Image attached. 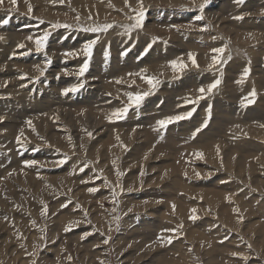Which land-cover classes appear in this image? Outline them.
<instances>
[{"label":"rangeland","instance_id":"rangeland-1","mask_svg":"<svg viewBox=\"0 0 264 264\" xmlns=\"http://www.w3.org/2000/svg\"><path fill=\"white\" fill-rule=\"evenodd\" d=\"M107 1L0 4V264H264V0Z\"/></svg>","mask_w":264,"mask_h":264},{"label":"snow or ice","instance_id":"snow-or-ice-1","mask_svg":"<svg viewBox=\"0 0 264 264\" xmlns=\"http://www.w3.org/2000/svg\"><path fill=\"white\" fill-rule=\"evenodd\" d=\"M4 0H0V4H3ZM238 2H242V0H238ZM10 3L11 4H16V0H10ZM125 3H127V0H125ZM140 3H141V10L137 13V17H136V23L133 25L134 28H140L143 26V19H144V11H143V4H142V0H140ZM201 7V11L203 10V5L200 6ZM29 11H31V8H29ZM196 19H202V16H197ZM4 23H7L8 21L7 20H4L3 21ZM112 27V25H104L102 28H90V29H84L85 31H92V32H100V31H106L108 28ZM47 36H48V33L46 32L44 34V37L43 39H38L36 40V46H37V50H40V49H43L44 46H45V42L47 40ZM28 39H32V37H29ZM96 43L95 40L93 41H90L88 42L85 47H84V53L86 56L88 57H91V54H92V48H93V45ZM20 47H23V45H20ZM215 52L217 53H222L224 51V49H214ZM69 55H71V53H69ZM190 55V58H192V63L195 65L196 64V61H195V58L192 54H189ZM214 61H215V57L213 58ZM171 65L173 67V69H183L185 67L184 64L180 63L178 64L177 61H172L171 62ZM88 69V63L86 62L83 67L80 69V75H83L85 71H87ZM248 75V72L246 71L245 72V76ZM146 81L147 83H149L150 85H152L153 87H155V83H158V81H155V77H152V78H146ZM155 81V83H154ZM220 80H216L214 83H212L211 85H209L207 91L210 93L214 88L217 87V85L220 84ZM243 82V81H241ZM82 87V85L80 86ZM65 94H67L69 91H72V92H75L77 91V88H72V89H65ZM205 91L204 88H201L200 89V92L203 93ZM144 95H147V93H145ZM251 97L254 98L256 96V92L255 90H253L251 92ZM129 99L130 101H132V103L134 104H139L141 102V100L143 99V96L141 95H132V94H129ZM254 102V99H248V103H253ZM131 105H129L130 107ZM128 112V107H125L123 109H120V110H117L115 113H113V115L118 118V119H122L124 114H126ZM191 112L189 113H186L185 116H191ZM185 116H180V115H177V116H172V117H168L166 120H161L159 121V124L162 126V127H166L169 123L173 122V121H176V120H180V119H183L185 118ZM29 124H31V122L29 121ZM89 135H91V133H89ZM195 155H197L199 158H203V153H196ZM28 165H32L34 163H36L35 161H28L26 162ZM90 191H95V189H90ZM173 208H175V205H173ZM45 212L47 211V209L45 208L44 210ZM193 212H195V209L192 210ZM193 219H195V217H192ZM105 243H107V241H105ZM169 243H171V240H169Z\"/></svg>","mask_w":264,"mask_h":264},{"label":"bare ground","instance_id":"bare-ground-1","mask_svg":"<svg viewBox=\"0 0 264 264\" xmlns=\"http://www.w3.org/2000/svg\"><path fill=\"white\" fill-rule=\"evenodd\" d=\"M105 1H107V0H105ZM96 3V2H95ZM111 3V2H110ZM108 1H107V4H110ZM115 3V2H114ZM97 4H98V2H97ZM104 6L106 5L105 3L103 4ZM93 6V5H92ZM110 6V5H109ZM114 8H115V6H114ZM106 9V8H105ZM99 10V9H98ZM127 10V9H126ZM101 11V10H100ZM30 12V11H29ZM94 12H95V10H94ZM28 15V14H27ZM228 17V16H227ZM49 18V17H48ZM132 19V18H131ZM96 21V20H95ZM164 22V21H163ZM35 23V22H34ZM83 24V23H82ZM100 24V23H99ZM113 25V24H112ZM120 31V30H119ZM73 32V31H72ZM108 38V37H107ZM113 38V37H112ZM262 40V39H261ZM178 45V44H177ZM94 47V46H93ZM104 49V48H103ZM99 54V53H98ZM165 54V53H164ZM167 54V53H166ZM32 57V56H31ZM116 57V56H115ZM94 62V61H93ZM72 63V62H71ZM97 74H98V72H97ZM92 76V75H91ZM167 76V75H166ZM171 76V75H170ZM84 78V77H83ZM170 81V80H169ZM160 83V82H159ZM92 84V83H91ZM138 84V83H137ZM165 86V85H164ZM181 86V85H180ZM91 92V91H90ZM84 95V94H83ZM128 95V94H127ZM24 96V95H23ZM25 97V96H24ZM23 97V98H24ZM22 98V97H21ZM26 98V97H25ZM20 99V98H19ZM45 100V99H44ZM53 100V99H52ZM153 101V100H152ZM166 101V100H165ZM48 103H50V102H48ZM152 103V102H151ZM51 104H53V102H51ZM50 104V105H51ZM166 104V103H165ZM49 105V104H48ZM43 106H44V103H43ZM47 106V105H46ZM50 107V106H49ZM52 107H53V105H52ZM42 108V107H41ZM121 108V107H120ZM146 110V109H145ZM242 110V109H241ZM258 110H260V109H258ZM257 110V111H258ZM256 111V110H255ZM262 111V110H261ZM253 115L255 114V113H252ZM257 114V113H256ZM261 115H262V113H261ZM203 117V116H202ZM90 118V117H89ZM92 118V117H91ZM95 118V117H94ZM69 119H70V117H69ZM93 119V118H92ZM201 119V118H200ZM193 124V123H192ZM53 128V127H52ZM42 130V129H41ZM43 131V130H42ZM210 131V130H209ZM52 132V131H51ZM208 132V131H207ZM212 132V131H211ZM218 132V131H217ZM204 133V132H203ZM216 133V132H215ZM204 135V134H203ZM209 135V134H208ZM215 135V134H214ZM212 136V135H211ZM52 137V136H51ZM215 138V137H214ZM96 139V138H95ZM180 140V139H179ZM200 140V139H199ZM104 143V142H103ZM216 143V142H215ZM151 144V143H150ZM147 145V144H146ZM64 146V145H63ZM62 147V146H61ZM145 147V146H144ZM99 148V147H98ZM90 150V149H89ZM90 152V151H89ZM148 155V154H147ZM169 161V160H168ZM48 164V163H47ZM224 183V182H223ZM13 192V191H12ZM79 206V205H78ZM208 208V207H207ZM202 210V209H201ZM207 214V213H206ZM177 231H179V229L177 230ZM11 240V239H10Z\"/></svg>","mask_w":264,"mask_h":264}]
</instances>
